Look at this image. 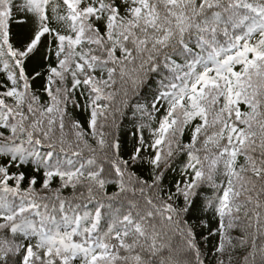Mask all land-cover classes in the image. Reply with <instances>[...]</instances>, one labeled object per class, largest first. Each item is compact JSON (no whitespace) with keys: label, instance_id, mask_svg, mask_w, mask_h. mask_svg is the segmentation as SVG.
Masks as SVG:
<instances>
[{"label":"snow or ice","instance_id":"1","mask_svg":"<svg viewBox=\"0 0 264 264\" xmlns=\"http://www.w3.org/2000/svg\"><path fill=\"white\" fill-rule=\"evenodd\" d=\"M0 264H264V0H0Z\"/></svg>","mask_w":264,"mask_h":264},{"label":"trees","instance_id":"2","mask_svg":"<svg viewBox=\"0 0 264 264\" xmlns=\"http://www.w3.org/2000/svg\"><path fill=\"white\" fill-rule=\"evenodd\" d=\"M131 126H130V124L127 122V121H125V127L122 129V132H127L128 131V129L130 128ZM47 149H44V151H46ZM63 155V154H62ZM68 155L70 156L71 154L70 153H68ZM35 175H37V177H38V181H39V177L40 176H42V172L41 173H34ZM58 184H59V181H58V179L57 180H54V182H53V187H56V186H58ZM37 187H39V182H38V185H37ZM111 190V189H110ZM64 196H71L72 195V190L70 189V188H68V189H65L64 191H63V193H62ZM49 195H51L50 193H49Z\"/></svg>","mask_w":264,"mask_h":264}]
</instances>
